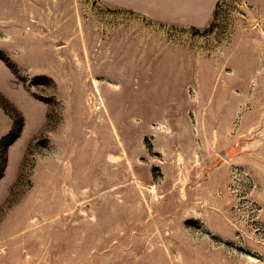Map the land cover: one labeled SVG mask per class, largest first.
I'll return each mask as SVG.
<instances>
[{"label": "rangeland", "instance_id": "rangeland-1", "mask_svg": "<svg viewBox=\"0 0 264 264\" xmlns=\"http://www.w3.org/2000/svg\"><path fill=\"white\" fill-rule=\"evenodd\" d=\"M211 3L0 0V264H264V0Z\"/></svg>", "mask_w": 264, "mask_h": 264}, {"label": "crops", "instance_id": "crops-1", "mask_svg": "<svg viewBox=\"0 0 264 264\" xmlns=\"http://www.w3.org/2000/svg\"><path fill=\"white\" fill-rule=\"evenodd\" d=\"M107 5L125 9L130 12L148 16L156 21L166 24H178L184 26L198 27L204 25L211 14V0H103ZM167 69V68H166ZM165 67L161 66V71L167 72ZM178 69V68H176ZM191 68V72H192ZM177 72V70H175ZM172 72V71H170ZM188 76H189V71ZM193 74V73H191ZM170 92V91H168ZM186 111V110H185ZM174 109L168 108L162 110V122L166 123L172 121L174 118ZM186 115V112H185ZM175 126H171L172 132L161 135L159 139L161 141H176L175 133H180L181 136L186 133V127L184 125L176 126L177 129H173ZM221 131V130H218ZM222 159H232L226 149L221 156ZM215 160V159H214ZM227 162V161H225ZM225 164V163H224ZM224 167L223 164H213V168ZM204 168V167H203ZM212 169V167H210ZM211 182H202L200 186L206 187ZM195 205H201L203 207L202 216L206 220L208 229L217 236H226L225 226L226 223L225 213L222 208L224 206L223 201L220 199H203L200 203L196 202Z\"/></svg>", "mask_w": 264, "mask_h": 264}]
</instances>
